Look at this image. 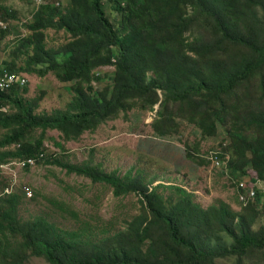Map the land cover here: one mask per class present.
I'll list each match as a JSON object with an SVG mask.
<instances>
[{"label":"trees","instance_id":"16d2710c","mask_svg":"<svg viewBox=\"0 0 264 264\" xmlns=\"http://www.w3.org/2000/svg\"><path fill=\"white\" fill-rule=\"evenodd\" d=\"M6 1L0 0L3 20L13 18ZM107 2L121 12L120 27L108 16ZM63 8L55 2L42 6L27 26L30 35L13 53L16 59L25 56L26 65L7 62L0 75L47 78L54 73L62 83H76L74 99L65 111L37 115V101L25 98L27 89L0 92V129L7 132L0 139V168L29 159L38 160V165L47 160V132H58L65 143L77 142L138 101L150 110L159 104L154 129L160 137L169 134L167 124H174V117L196 125L203 138L216 136L221 124L230 143L218 158H226L227 170L237 183L248 178L247 183L264 184V0H70L64 12ZM188 8L192 15L187 16ZM201 22L210 35L189 43L184 34ZM49 30L65 32L70 43L60 51L49 49ZM108 66L115 69L112 88L93 93L92 84L100 80L95 72ZM9 108L12 112L6 113ZM37 131L41 135L33 139ZM41 155H45L42 160ZM47 164L95 184H112L116 198L139 195L147 216L140 215L125 236L95 245L69 239L44 219L21 224L19 197L10 196L0 201V264H28L31 257L50 264L264 260V225L254 228L264 210V192L259 189L247 206L241 204L240 214L225 207L204 211L184 188H177L181 198L168 207L158 191L164 185L150 187L138 177L121 178L116 172L55 159ZM8 231L20 241L11 244ZM210 231L225 234L232 245L207 247L201 238Z\"/></svg>","mask_w":264,"mask_h":264},{"label":"rangeland","instance_id":"374dc122","mask_svg":"<svg viewBox=\"0 0 264 264\" xmlns=\"http://www.w3.org/2000/svg\"><path fill=\"white\" fill-rule=\"evenodd\" d=\"M48 2L50 4L55 0ZM69 3L70 0H63L62 12ZM4 6L10 10L13 18L5 20L10 30L0 40V71L5 69L7 62H16L20 67L26 65L25 56L16 59L13 53L21 40L30 35L27 26L42 8L34 0H7ZM191 10L188 8L187 16L193 14ZM106 11L115 25L120 27L121 12L109 2ZM258 16L262 17L261 9H258ZM198 24L184 34L189 43L210 35L202 22ZM46 35L48 48L56 51L62 50L71 41L65 32L49 30ZM114 71V67L108 66L95 72L100 80L92 84L93 93H99L108 86L112 88ZM23 75L29 80L28 86L24 88L28 90L25 98L37 101V115L65 111L72 103L75 82L62 83L54 73L47 78ZM255 92L254 89L253 95ZM158 110L159 104L150 110L135 101L118 118L106 122L95 132L86 133L77 142L65 143L58 132H47L44 146L46 161L31 169L13 168L11 176L3 174L0 169V201L10 196L19 197L17 216L21 224L44 219L69 239L95 245L125 236L140 215L147 216L139 195L116 198L112 184H95L84 177L69 175L58 166L47 164L55 159L62 164L88 165L109 174L116 172L121 178L138 177L150 187L164 185L158 191L168 207L177 204L181 198L177 188H184L191 193L193 202L204 211L212 207H225L234 214H240L242 205L239 203L238 186L249 179L237 183L226 166L219 169L210 160L212 152L225 153L224 147L230 143L224 126L218 124L216 136L203 138L196 125L174 117L175 123L167 124L169 134L160 137L154 129ZM11 112L9 108L6 113ZM6 133L0 129V139ZM40 135V131L35 132L33 139H38ZM188 153L194 158L189 157ZM221 160L227 162L226 158ZM257 188L264 192V184H259ZM8 207L5 205L3 208L8 210ZM263 225L264 210L254 228L259 230ZM6 237L11 244L15 240L20 241V237H13L9 231ZM201 242L211 249H225L232 245L225 234L217 231L203 235ZM236 263L237 259L230 257L216 261V264ZM28 264L50 263L43 258L31 257ZM249 264H264V260L255 258Z\"/></svg>","mask_w":264,"mask_h":264},{"label":"built area","instance_id":"2783aa9c","mask_svg":"<svg viewBox=\"0 0 264 264\" xmlns=\"http://www.w3.org/2000/svg\"><path fill=\"white\" fill-rule=\"evenodd\" d=\"M36 4L39 5V7L48 5V0H34ZM55 6L57 8H63V0H55ZM10 30V25L7 21L0 19V39L4 37V33H8ZM29 80L25 75L22 74H16V73H6L3 75H0V92L5 93L8 92L16 87L25 88L28 86ZM218 154L220 152H212L210 156V160L213 162V164L221 169L222 167L226 166V162L222 161L220 158H218ZM45 155L40 156V160L44 159ZM38 160L35 159H29V160H20L11 162L9 164L1 166V171L3 174L11 176L10 173H12V169L15 168L17 170H26L31 169L37 166ZM260 183L251 181L249 183L242 182L238 186V198L240 204L243 206H247L251 200H253L256 197V189L257 186Z\"/></svg>","mask_w":264,"mask_h":264}]
</instances>
